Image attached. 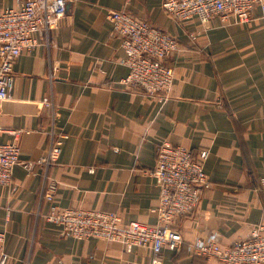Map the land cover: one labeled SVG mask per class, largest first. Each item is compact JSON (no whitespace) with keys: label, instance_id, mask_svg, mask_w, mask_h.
<instances>
[{"label":"crops","instance_id":"0c3cea01","mask_svg":"<svg viewBox=\"0 0 264 264\" xmlns=\"http://www.w3.org/2000/svg\"><path fill=\"white\" fill-rule=\"evenodd\" d=\"M22 1L0 0V11L20 8ZM162 2L69 0L49 42L41 38V45L18 58L2 107L0 142L16 141L22 160H36L50 146L53 130L62 152L36 175L17 165L12 184L0 185L7 264H153L147 247L128 252L119 242L62 234L44 218L50 203L43 188L53 178L61 207L114 211L125 223L154 225L159 188L152 171L165 140L194 154L208 149L211 186L197 209L176 222L183 243L177 250L164 247L162 264H217L193 252L198 237L216 235L223 247H233L264 225L262 8L257 5L244 23L213 17L206 29L196 17L172 19ZM124 8L180 43L167 59L175 80L164 101L122 83L129 69L120 62L122 39L107 14ZM47 97L56 117L41 103Z\"/></svg>","mask_w":264,"mask_h":264},{"label":"built area","instance_id":"2783aa9c","mask_svg":"<svg viewBox=\"0 0 264 264\" xmlns=\"http://www.w3.org/2000/svg\"><path fill=\"white\" fill-rule=\"evenodd\" d=\"M257 5L261 6L264 15V0L162 2L163 9L172 19L180 21L196 17L206 29L213 17H220L228 24L248 22ZM68 8L69 0H23L20 8L0 11V117L4 103L10 98L18 58L24 50L41 45V38L48 43L50 32L58 27ZM107 19L122 39L124 56L120 62L129 69L122 83L131 88L141 87L152 98L168 99L175 70L167 59L180 50L178 39L125 8L110 11ZM190 36L196 39L195 33ZM41 103L50 107L56 117L52 98H44ZM48 133L51 135L50 146L36 160H22L21 147L16 141L0 142V185L12 184L17 165L23 166L28 175H36L37 168L47 169L58 162L62 142L53 130ZM208 155V149L194 154L191 149L167 140L160 143L156 167L152 171L159 188V201L154 209L157 223L154 225L140 221L125 223L114 211L61 207L57 202L58 181L53 178H47L43 188V197L50 203L44 218L57 225L62 234L77 239L119 242L128 252L135 247L150 248L154 253L153 264H162L163 248L177 250L183 243L176 222L197 209L203 190L211 186L205 171ZM6 237V231L0 230V264H7L9 259ZM192 247L196 255L216 260L217 264H264V225L254 226L247 237L233 247H223L216 235L198 237Z\"/></svg>","mask_w":264,"mask_h":264}]
</instances>
